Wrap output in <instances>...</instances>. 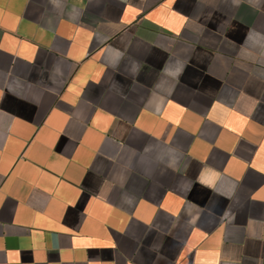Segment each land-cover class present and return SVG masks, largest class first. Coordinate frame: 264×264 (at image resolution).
I'll return each mask as SVG.
<instances>
[{
	"label": "crops",
	"instance_id": "obj_1",
	"mask_svg": "<svg viewBox=\"0 0 264 264\" xmlns=\"http://www.w3.org/2000/svg\"><path fill=\"white\" fill-rule=\"evenodd\" d=\"M0 264H264V0H0Z\"/></svg>",
	"mask_w": 264,
	"mask_h": 264
}]
</instances>
